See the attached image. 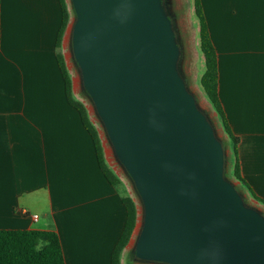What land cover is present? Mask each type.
<instances>
[{"label":"crops","instance_id":"0c3cea01","mask_svg":"<svg viewBox=\"0 0 264 264\" xmlns=\"http://www.w3.org/2000/svg\"><path fill=\"white\" fill-rule=\"evenodd\" d=\"M200 2L240 173L264 199V0ZM61 22L59 0H0V229L52 230L65 264H110L130 195L104 177L66 100L58 57L71 24L57 44ZM136 225L120 264H136Z\"/></svg>","mask_w":264,"mask_h":264},{"label":"water","instance_id":"95a60500","mask_svg":"<svg viewBox=\"0 0 264 264\" xmlns=\"http://www.w3.org/2000/svg\"><path fill=\"white\" fill-rule=\"evenodd\" d=\"M74 59L143 216L133 255L165 264H264V215L224 176V149L178 70L162 0H70Z\"/></svg>","mask_w":264,"mask_h":264},{"label":"trees","instance_id":"16d2710c","mask_svg":"<svg viewBox=\"0 0 264 264\" xmlns=\"http://www.w3.org/2000/svg\"><path fill=\"white\" fill-rule=\"evenodd\" d=\"M59 3L62 12V22L57 36V44L69 20L67 1L59 0ZM193 10L198 22L199 48L204 59V71L200 77V85L223 131L231 140L233 176L247 189L257 202L264 205V199L253 192L240 173L237 155L239 138L232 132L228 124L218 95L216 53L200 0H193ZM58 64L64 82L66 100L78 111L83 126L93 140L99 169L107 181L111 185L116 186L119 184L120 179L105 162L97 129L89 119L86 106L83 102L73 97L72 80L63 56L58 57ZM122 202L126 209V219L121 234L111 251L110 264H120L122 251L131 237L137 220V208L134 200L130 196H125ZM0 264H65L59 236L55 231L44 229H0Z\"/></svg>","mask_w":264,"mask_h":264},{"label":"rangeland","instance_id":"374dc122","mask_svg":"<svg viewBox=\"0 0 264 264\" xmlns=\"http://www.w3.org/2000/svg\"><path fill=\"white\" fill-rule=\"evenodd\" d=\"M67 1V7L69 11L70 32L68 38L64 40L63 48L61 46V52L65 55L66 65L70 77L72 78V94L77 100L84 103L88 110L89 119L95 125L100 143L103 148L104 159L106 164L113 170V172L120 179L119 189L126 195H130L137 205L139 210L138 222L133 238V245L127 253V263L136 264H165L160 262L142 261L138 260L133 255V246L136 235L140 229L143 216V207L141 200L134 188L133 182L122 164L118 161L112 148V144L107 136L105 128L97 115L94 104L85 91L79 67L74 59L71 44V27L75 19V14L72 9L71 1ZM165 11L171 19L174 33L176 36L177 44L180 49V56L178 59V70L182 75L187 89L193 94L196 100L197 106L203 111L208 118L209 122L213 126L215 135L221 141L224 149V176L230 182H232L243 201L247 206L253 207L259 210L264 215V205L257 202L247 191V189L233 176V155H232V143L223 131L222 126L208 103L203 89L200 85V77L204 71V59L199 48V35H198V22L193 10V0H162Z\"/></svg>","mask_w":264,"mask_h":264},{"label":"clouds","instance_id":"9594fccd","mask_svg":"<svg viewBox=\"0 0 264 264\" xmlns=\"http://www.w3.org/2000/svg\"><path fill=\"white\" fill-rule=\"evenodd\" d=\"M200 255L207 262V264H219L222 251L218 246H215L202 250Z\"/></svg>","mask_w":264,"mask_h":264},{"label":"built area","instance_id":"2783aa9c","mask_svg":"<svg viewBox=\"0 0 264 264\" xmlns=\"http://www.w3.org/2000/svg\"><path fill=\"white\" fill-rule=\"evenodd\" d=\"M36 218H37V215H36V214H34V215H33V219H36Z\"/></svg>","mask_w":264,"mask_h":264}]
</instances>
